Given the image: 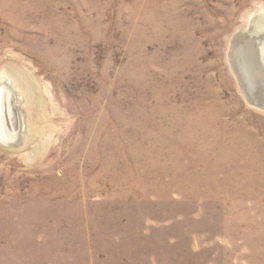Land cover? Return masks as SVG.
Listing matches in <instances>:
<instances>
[{
	"label": "rangeland",
	"instance_id": "rangeland-1",
	"mask_svg": "<svg viewBox=\"0 0 264 264\" xmlns=\"http://www.w3.org/2000/svg\"><path fill=\"white\" fill-rule=\"evenodd\" d=\"M263 11L0 0L25 120L0 142V264H264V109L231 61Z\"/></svg>",
	"mask_w": 264,
	"mask_h": 264
},
{
	"label": "bare ground",
	"instance_id": "bare-ground-1",
	"mask_svg": "<svg viewBox=\"0 0 264 264\" xmlns=\"http://www.w3.org/2000/svg\"><path fill=\"white\" fill-rule=\"evenodd\" d=\"M246 51L252 53L249 54V61H246ZM254 57L255 60L258 58V61L263 63H253ZM231 61L244 91L252 95L249 101L254 106L264 109V73L262 72L264 70V11L253 17L246 30L235 34L232 41ZM24 121L16 107L11 84L0 83V142L16 145L18 141L24 140Z\"/></svg>",
	"mask_w": 264,
	"mask_h": 264
},
{
	"label": "water",
	"instance_id": "water-1",
	"mask_svg": "<svg viewBox=\"0 0 264 264\" xmlns=\"http://www.w3.org/2000/svg\"><path fill=\"white\" fill-rule=\"evenodd\" d=\"M257 60H258V58H256ZM257 60H255V63H258V61ZM259 64V63H258Z\"/></svg>",
	"mask_w": 264,
	"mask_h": 264
}]
</instances>
